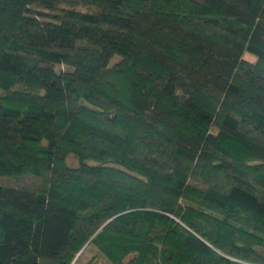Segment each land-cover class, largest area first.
Returning <instances> with one entry per match:
<instances>
[{"label": "trees", "instance_id": "trees-1", "mask_svg": "<svg viewBox=\"0 0 264 264\" xmlns=\"http://www.w3.org/2000/svg\"><path fill=\"white\" fill-rule=\"evenodd\" d=\"M81 254L264 264V0H0V264Z\"/></svg>", "mask_w": 264, "mask_h": 264}, {"label": "rangeland", "instance_id": "rangeland-1", "mask_svg": "<svg viewBox=\"0 0 264 264\" xmlns=\"http://www.w3.org/2000/svg\"><path fill=\"white\" fill-rule=\"evenodd\" d=\"M244 57H245V59H250V60H254L255 59V57L252 54H250L248 51H245ZM66 162H67V165L70 166V167H75V166L78 165L77 159L74 156H72V155H69L67 157ZM77 258H78V261H77L76 264H87V262L91 258V255H89V254H81ZM94 264H106V263H105V260L102 257H99L98 261L96 263H94Z\"/></svg>", "mask_w": 264, "mask_h": 264}]
</instances>
